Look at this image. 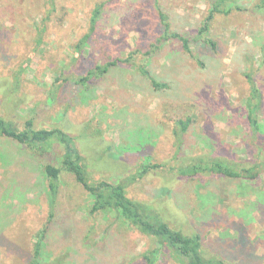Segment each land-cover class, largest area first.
<instances>
[{
  "label": "rangeland",
  "instance_id": "rangeland-1",
  "mask_svg": "<svg viewBox=\"0 0 264 264\" xmlns=\"http://www.w3.org/2000/svg\"><path fill=\"white\" fill-rule=\"evenodd\" d=\"M46 1L0 0V78L11 84L0 91V116L13 127L32 119L36 128L79 132L74 143L89 179L117 183L142 164L159 165L128 186L131 197L158 205L170 227L198 233L207 254L227 264H264V167L253 180L178 173L201 157L246 166L264 160L247 121L244 76L260 90L256 116L264 135V0H55L50 14ZM98 5L101 15L77 58L74 47ZM160 10L172 31L190 36L213 12L205 36L214 46L190 45L202 66L170 40L88 85L74 82L104 58L150 50ZM138 65L168 88L155 91ZM186 117L191 124L177 143L175 121ZM61 154L56 141L50 156L40 157L0 137V264L30 258L33 235L47 220V163L61 173L40 264H144L142 252L156 242L110 212L90 213L88 194L64 171ZM182 263L165 255L157 264Z\"/></svg>",
  "mask_w": 264,
  "mask_h": 264
},
{
  "label": "trees",
  "instance_id": "trees-1",
  "mask_svg": "<svg viewBox=\"0 0 264 264\" xmlns=\"http://www.w3.org/2000/svg\"><path fill=\"white\" fill-rule=\"evenodd\" d=\"M54 3L55 0L46 1V11H48L49 14L56 11ZM100 8L101 6L98 5L91 11L89 17V29L87 33L78 40L74 47L77 58L80 56L87 42L89 43L88 40L95 30L96 22L101 15ZM212 13V11L209 12L202 27L197 31L196 36H190L189 34L172 31L170 29L168 18L160 10L158 11V18L161 31L158 38H156L155 43L152 44V46L150 45V50H135L126 58H104L102 64L92 66L84 75L76 77L74 82L84 86L88 85L93 82V79L109 72L113 68L130 66L131 59L135 58V56L137 57V55H140L143 58L152 56V54L158 49L159 45L170 40L177 41L183 52L186 53L189 58L197 61L190 47L191 41L195 42L202 40L205 43L214 46V43L205 36L208 29V23L213 17ZM45 30L46 29L43 30V33L41 34L42 36L39 35V40H42L41 37L43 38ZM87 56H92V54L90 55V50H87L86 57ZM197 63L201 65L199 61H197ZM138 67L140 73L148 79L155 91L168 88L167 83L157 81L145 67L142 65H138ZM244 76L249 88L245 101L247 121L254 136H256L255 147H258L261 152H264V145L261 144L264 140V135L260 131V125L257 122L256 116V111L261 103V93L251 74L245 73ZM15 79V84L13 86L19 87L20 80L18 77ZM9 81V78H0V87L2 88L0 91L4 90V86L5 90L9 89L11 85L9 84ZM60 88V86L56 87L57 92ZM23 102L25 101L23 100ZM53 102L54 101L48 98V103ZM65 116L67 117V114H65ZM63 119L65 118L63 117L60 119V122H62ZM190 124V117L175 121L174 136L177 143L180 142ZM66 130L67 129L63 128L61 125L59 127L53 126L51 128H36L32 119H25L21 127H13L9 121H5V119L0 116V137L15 141L25 146L32 153L37 154L40 157H45L47 155V157H49L54 141L62 147L61 166L66 173L71 174L74 177L75 182L88 194L90 213L97 211L110 212L114 214L123 225L126 224L128 229L156 242L155 246L148 247L142 252L141 256L144 264H157L159 259L165 255L176 257L183 262L182 264H227L223 259L215 255H209L204 251L202 247V239L198 233L185 234L180 230L170 227L166 221L165 214L164 216L161 214L162 210H155L158 205L139 201L129 195L128 186L141 179L149 170L159 168V165L142 164L136 173L130 174L123 181L117 183H110L99 179H89L87 166L83 162V157L78 146L74 143V140L77 139L76 136L80 134L79 132L68 133ZM78 138H80V136ZM244 164L245 163L232 164L229 163V161L227 162L216 156L201 157L197 161L179 168L178 173L182 177H193L200 173L209 172L231 179L239 178L253 180L261 173L262 168L264 167V160L250 166ZM43 171L47 182L48 193L47 220L33 235L30 258L28 259L27 264H40L41 247L46 238L49 225L53 220V209L59 196L60 168L47 163L44 165ZM2 243L3 242L0 240V244Z\"/></svg>",
  "mask_w": 264,
  "mask_h": 264
}]
</instances>
